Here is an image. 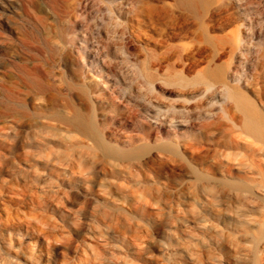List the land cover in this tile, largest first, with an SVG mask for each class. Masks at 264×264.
Segmentation results:
<instances>
[{
  "label": "rangeland",
  "instance_id": "rangeland-1",
  "mask_svg": "<svg viewBox=\"0 0 264 264\" xmlns=\"http://www.w3.org/2000/svg\"><path fill=\"white\" fill-rule=\"evenodd\" d=\"M207 1L203 37L176 0H0V264H264L260 144L215 90L169 79L219 67L264 112V0ZM74 107L144 152L107 153L67 124ZM200 144L244 182L194 183Z\"/></svg>",
  "mask_w": 264,
  "mask_h": 264
},
{
  "label": "bare ground",
  "instance_id": "bare-ground-1",
  "mask_svg": "<svg viewBox=\"0 0 264 264\" xmlns=\"http://www.w3.org/2000/svg\"><path fill=\"white\" fill-rule=\"evenodd\" d=\"M216 1L221 2L219 5H222L225 1H228V0H216ZM208 2L209 1H207V0H176V3L178 5V10H180V12L181 11L186 12V14H188L189 16L200 21V23H201V20L203 19V18L201 19L200 15H199L200 9L201 8L206 9L208 6ZM210 3H211V1H210ZM216 6L218 7V3L216 4ZM214 8H216V7H214ZM217 9L219 10V8H217ZM214 12H216V11H214ZM74 17H76V16H74ZM203 23L204 22H202L200 24V29H201L200 32H201L202 36L207 33V32H205L206 28H205ZM242 24H243V22H242ZM240 27H242V25ZM239 28H238L237 33L235 32L236 34L234 35V33H233L234 36L232 35L234 43L232 42L233 47H231V48H234L235 51L242 49L243 48L242 46L244 43V37L242 36L244 33L242 34V32ZM236 29H237V27H236ZM200 32H199V34H200ZM228 34L230 35V33H228ZM207 36H208V33H207ZM203 37H206V36H203ZM207 39H209V38H207ZM219 40L221 41V39H219ZM149 75L151 77L153 76L152 73H149ZM174 77H177V79L179 78L178 80L181 83L189 84L192 82H194V83L195 82H203V83H205V85H207L208 91L209 90H212V91L215 90V92L220 95V98H222V100H223L222 102H224L225 105H226V103H230L232 106V110H227V109L223 108V106H219V108H218V106H217V108H218L217 111L218 112L224 111L223 113L225 114L226 118L229 120L230 124L232 125L231 127H233L234 129L235 128L239 129V131H241L242 133H244V134L250 136L252 139H254L257 142V144L258 143L260 144V147H258L259 148L258 151L259 152L261 151L264 153V112H263V110H261L260 107L257 106L258 104L256 102H254L250 96H248L247 94L242 92V90H240L239 88L230 85L226 81V79L223 77V72L219 67H216L214 69H209V68L201 69L196 73L195 77L192 80H186L181 75H179L178 73L174 74L173 76H170L169 79L173 80V79H175ZM75 82L76 83L73 84V87L78 92L76 95V100L80 104L82 101H86V103H88L89 105L94 103L95 98H96L95 92H96L97 83L91 79L86 80L85 77L80 76V75H77ZM218 104H221V103H218ZM214 105H215V103L213 104V108L215 107ZM217 111L216 110H211V111L208 110V111H206V113L203 112L204 114L202 117H200V120L203 121L202 123L204 124L203 125L204 127L209 128V127H212L216 124L213 121V119L217 115V113H218ZM66 122H68L67 124H71V125L76 126L80 130V132L88 134V136H92L95 140L98 141V143H100L99 146L101 145L102 149H104L107 153L112 154L114 156H118L121 158H130L133 156H139V155H141L142 152H144L143 149L132 151V152H123V151L115 149V148L107 145L106 143H104V141L102 140L100 134L98 133V131L96 129L94 119L86 117L85 115H83L82 112L80 111V109L77 107H74V113H73L72 118H70ZM251 152L254 153L255 151L252 150ZM219 158H220L219 154L215 155L211 152L210 149L206 148L205 146H202L201 144L197 145V147L194 149V153H193L194 183H232V186L236 187L239 184L237 185V184H233V183H243L244 182L241 179H237V177L232 172V169L229 168V169H227V171H225L223 169L224 167L222 166V164H220V162L218 161ZM245 167L243 169H245ZM250 169L256 170V172L260 178L259 183H264V168L262 169L260 165L256 164L255 166H251ZM218 174H222V176H224L226 178L220 179L218 177Z\"/></svg>",
  "mask_w": 264,
  "mask_h": 264
}]
</instances>
